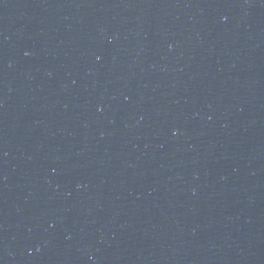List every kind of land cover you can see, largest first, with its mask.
Segmentation results:
<instances>
[{"label":"water","instance_id":"water-1","mask_svg":"<svg viewBox=\"0 0 264 264\" xmlns=\"http://www.w3.org/2000/svg\"><path fill=\"white\" fill-rule=\"evenodd\" d=\"M107 264H264V0H0Z\"/></svg>","mask_w":264,"mask_h":264}]
</instances>
